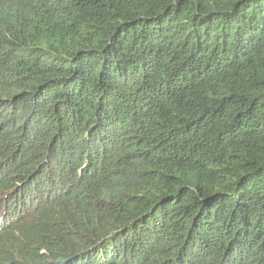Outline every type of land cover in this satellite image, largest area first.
Instances as JSON below:
<instances>
[{
  "label": "trees",
  "instance_id": "obj_1",
  "mask_svg": "<svg viewBox=\"0 0 264 264\" xmlns=\"http://www.w3.org/2000/svg\"><path fill=\"white\" fill-rule=\"evenodd\" d=\"M0 264H264V0H0Z\"/></svg>",
  "mask_w": 264,
  "mask_h": 264
}]
</instances>
